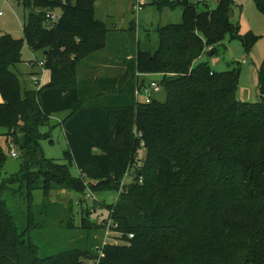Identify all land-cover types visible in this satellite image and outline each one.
<instances>
[{
	"label": "trees",
	"instance_id": "1",
	"mask_svg": "<svg viewBox=\"0 0 264 264\" xmlns=\"http://www.w3.org/2000/svg\"><path fill=\"white\" fill-rule=\"evenodd\" d=\"M97 1H20L27 13L24 41L32 51H46L50 81L38 90L22 94L11 70L21 62L23 41L0 39V128L6 130L0 134V264H147L153 232L171 228L181 246L169 264H264V62L258 103L238 100V71L217 73L200 62L218 55L229 34L237 36L233 0H218L215 9L210 0H155L159 9L181 7L183 22L160 28L159 49L139 50L127 71L162 75L166 101L138 103L127 89L87 105L77 80L69 81L77 65L61 58L80 54L91 35L99 37L94 51L107 47ZM255 1L264 14V0ZM55 10L61 17L51 25L47 13ZM241 39L249 52L258 38L250 32ZM60 113L68 114L60 123L68 145L63 162L46 159L42 149V141L53 142L51 130L43 129H52ZM2 137L23 158L8 178L2 177L8 158ZM234 182L243 191L235 192ZM34 190L45 192L42 205L34 204ZM61 190L86 199L92 192L118 193L117 203L104 205L102 221L111 222L124 244L41 257L33 233L42 229L50 194ZM200 198L203 228L197 233L190 210Z\"/></svg>",
	"mask_w": 264,
	"mask_h": 264
},
{
	"label": "rangeland",
	"instance_id": "2",
	"mask_svg": "<svg viewBox=\"0 0 264 264\" xmlns=\"http://www.w3.org/2000/svg\"><path fill=\"white\" fill-rule=\"evenodd\" d=\"M21 0H0V39L10 36L14 40H22L21 62L12 67L21 83L22 94L26 90H38L33 83V74L40 71L38 64L45 60L46 51H32L24 41L23 25L25 24L26 11L20 3ZM158 1V0H156ZM181 1V0H171ZM235 17L233 23L237 36L229 34L216 56L201 57L200 62H207L210 69L217 73L238 71L239 87L238 100L243 103H258L260 95L259 69L264 62V14L257 7L255 0H233ZM211 9H215L218 0L209 1ZM142 6L141 10L135 7ZM202 9V8H201ZM95 16L108 27V44L105 49L94 51L92 44L99 40L97 35H91L89 43L84 45L80 54L72 55L65 52L61 58L64 63H70L75 67V74L69 77V81L77 80L78 87L83 93V99L87 105H92L97 99L104 96H116L119 93L133 92L136 102H142L143 96H139L140 85L156 82L160 84L162 75L141 74L137 76L127 71L128 61L135 57L138 51L155 53L159 49V29L169 25H179L183 22V9L165 7L159 9L155 0H98L95 3ZM252 33L257 37L252 49L246 51L241 36ZM79 40V37L68 40ZM64 51V49H62ZM127 74V76H124ZM122 79V80H121ZM106 83H103V81ZM50 81V74L45 70L44 82ZM116 82V87L110 83ZM103 83V84H102ZM103 85V87H100ZM42 86V85H41ZM155 101L165 102L166 92L160 88L158 93L151 92ZM0 96V104L2 103ZM67 113L55 115L51 120V128L43 129L52 133V140L42 141V149L46 159L63 162L65 151L68 149L67 141L60 123ZM0 128V134L5 133ZM7 144L4 137L1 143L5 147L8 158L2 171V177L8 178L18 173L23 164V158L19 148L12 143ZM9 142V141H8ZM18 154L17 158L11 156V150ZM145 157V151H141ZM154 173L153 170H151ZM73 173L79 176L77 169ZM130 181V179H129ZM163 186V183H160ZM236 191H243L239 182L231 184ZM90 198L69 190L54 191L50 194V204L46 211L42 229L33 233V241L39 247L41 257L55 256L72 250H90L98 245L120 244L119 237L112 231L111 222L102 221L107 216L105 204L117 203L119 194L113 191L101 193L92 192ZM33 202L42 205L46 196L43 190L33 191ZM17 205L15 204V207ZM19 207V206H18ZM20 208V207H19ZM21 210V208H20ZM24 208L22 209V211ZM94 210L90 214L87 213ZM195 219L194 230L198 233L203 228L201 219L204 214L203 200L191 210ZM20 226L22 222L19 220ZM117 239V240H116ZM181 237L174 228L155 231L151 239L147 254V264H169L171 257L181 246Z\"/></svg>",
	"mask_w": 264,
	"mask_h": 264
},
{
	"label": "built area",
	"instance_id": "3",
	"mask_svg": "<svg viewBox=\"0 0 264 264\" xmlns=\"http://www.w3.org/2000/svg\"><path fill=\"white\" fill-rule=\"evenodd\" d=\"M137 10H141L143 7L140 5L139 7H135ZM61 17V11L60 10H55V11H50L47 13V19L49 20V22L51 23V25H54L55 23H57L59 21ZM38 64L40 71L33 74V83H35L38 87H42L44 84H42L44 82V76H45V61H41V62H34V65ZM42 85V86H41ZM160 84L156 83V82H151L150 84H147L146 86H142L140 91H139V96H143V101L142 103L145 104H150L153 101V98L151 96V92L153 93H158L160 91ZM139 137H141V135H139ZM11 156L13 158H17L18 154L17 152L13 149L11 150ZM91 193L88 194V198L91 197Z\"/></svg>",
	"mask_w": 264,
	"mask_h": 264
},
{
	"label": "water",
	"instance_id": "4",
	"mask_svg": "<svg viewBox=\"0 0 264 264\" xmlns=\"http://www.w3.org/2000/svg\"><path fill=\"white\" fill-rule=\"evenodd\" d=\"M233 17H234V14H233V13H231V14H230V18H233Z\"/></svg>",
	"mask_w": 264,
	"mask_h": 264
},
{
	"label": "crops",
	"instance_id": "5",
	"mask_svg": "<svg viewBox=\"0 0 264 264\" xmlns=\"http://www.w3.org/2000/svg\"><path fill=\"white\" fill-rule=\"evenodd\" d=\"M234 17H235V13H234ZM67 115H68V114H67ZM66 117H67V116H66ZM66 117H65V118H66Z\"/></svg>",
	"mask_w": 264,
	"mask_h": 264
}]
</instances>
